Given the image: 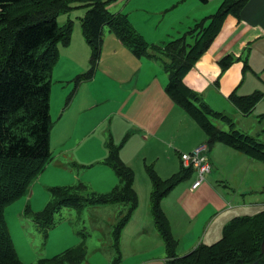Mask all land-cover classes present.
<instances>
[{"label":"trees","instance_id":"16d2710c","mask_svg":"<svg viewBox=\"0 0 264 264\" xmlns=\"http://www.w3.org/2000/svg\"><path fill=\"white\" fill-rule=\"evenodd\" d=\"M117 1L0 0V264H24L11 237L5 211L26 195L32 182L54 158L50 145L52 72L59 60L60 46H69L73 34V20L60 25L57 18L76 8H87L78 19L92 50V67L88 73L77 77V83L90 80L95 73L103 35L108 28L136 57L160 60L169 77L166 93L206 133L209 150L222 144L264 163V142L257 135L237 130L229 116L204 103L201 96L184 82L186 75L211 47L226 18L230 15L240 18L250 0H223L214 13L196 21L181 37L164 46L148 43L126 13L112 12L108 5ZM201 1L208 3L209 0ZM207 20L210 22L206 25ZM237 59L234 55L224 57L220 60L222 70L230 68ZM244 67H249L247 62ZM263 97L262 91L245 96L234 91L229 95V101L246 116ZM214 120L227 122L231 130L220 129ZM261 122H264V115ZM108 146L115 147L113 139ZM103 163L111 167L119 179V184L110 191L87 193L82 183L53 186L49 188V199L44 208L34 211L27 205L24 212L34 217L45 230L55 223L56 214L64 207L82 206L83 202L125 205L111 231V246L116 255L107 263L122 264V233L139 205L134 188L135 172L121 159L118 147L111 149ZM147 170L152 185L150 211L166 254L163 264H251L256 261L264 264V208L252 215L233 217L217 242L202 243L180 256L177 253L178 240L162 201L194 169L184 168L180 162L178 171L167 178H162L153 164ZM87 255L83 242L33 264H82Z\"/></svg>","mask_w":264,"mask_h":264},{"label":"rangeland","instance_id":"374dc122","mask_svg":"<svg viewBox=\"0 0 264 264\" xmlns=\"http://www.w3.org/2000/svg\"><path fill=\"white\" fill-rule=\"evenodd\" d=\"M129 1L130 0H118L108 6L112 12L122 11ZM175 2H162L158 5V9L167 5L168 7H171ZM182 4L183 3L181 2L176 9L165 15L163 14L164 12L160 14L163 19V27L168 28L173 23L178 24L183 18L193 17L196 18L197 21H201L207 17L205 16L202 18L203 11L212 6L211 0L208 1V3H203L201 0H191L189 3L186 2V4L181 6ZM196 6H201V9H197ZM86 12V7H79L69 13L60 15L57 18L60 25L66 23L67 20H73V34L70 46H60L59 60L54 66L52 72V88L50 92L52 128L50 145L52 147L54 160L50 161L44 171L52 176L65 179L67 185H77L79 183L85 184L87 189L84 191L90 193L94 192L95 189L101 190L102 187L98 185V180H100V178L111 177L113 180L115 179V183L108 185L107 187L115 186L117 183L119 184L118 177L111 167L106 164L104 165H106L108 169L105 173H103L105 171L104 166L96 164V172L94 175L98 176V180H94L92 178L93 170L88 167L85 168V166L81 164L82 159L84 158L81 156V153H84L85 155L91 154V148L87 146L86 140H90L96 136L97 132L100 130V120H102V124H115L120 121L119 117L123 118L122 116L127 115L131 104L130 102H133V93L135 91L134 83L137 75L132 76L131 74L132 65L136 60L135 55L125 44H122L124 47H118L117 44L110 43L108 40L114 38V35L111 34L112 32L108 28H106L104 40L101 44L100 59L97 65H95V73L90 80L77 83V77L88 73L92 67V50L83 35L81 24L78 19V17L83 16ZM209 22L210 20H207L206 25ZM192 23L193 22H191L190 25ZM156 64L160 73L163 75L160 80L162 82L168 80V73L160 65V62H156ZM256 65L258 68L262 67L261 63L257 61ZM98 66L100 67L98 68ZM147 74L151 82L159 83L158 75H155L151 71H147ZM144 78L145 76L140 74L138 80L141 81ZM115 79L118 80L117 84L113 83ZM243 85L244 87H250L249 82H246ZM258 85L261 86L262 90H259V87L257 91L264 92V83L259 80ZM100 86H102L103 89L101 90V93H98ZM119 89L121 92H119ZM124 100H126V103H124ZM92 105H94V107L90 108ZM181 111L183 112L182 109ZM259 113V110L256 109L247 116H244L241 113L244 117L238 115L235 110H229L225 114L230 116L234 121L237 130L245 133L247 132L250 135H258L264 142V122L258 123ZM103 115H106L105 118H103ZM185 115L186 125H191L195 129L193 133L184 138L185 144L190 150H192L193 147L190 143L201 140V138L205 139L206 133L186 113ZM123 123H126V120H123ZM214 123L224 131H229L231 129L230 125L225 121L214 120ZM188 131H190V129H188ZM135 133L138 132H136L132 125L128 124V126H125L118 136V138L122 139L118 143L114 142L115 147L108 146V143H110L112 139L108 137L106 140V155H103L102 157L97 156L96 159H99L100 162H105L111 149L116 147H118L119 155L121 157L124 150H129L130 146H132ZM191 136L193 137L190 140ZM133 146L135 152L146 151V153L142 154L140 157L137 165H135L136 167L134 171L136 188L139 185H143L145 187V198L148 197V201L145 200L144 205L139 211L143 213L139 222L140 230H145L146 233L136 236L128 232L129 230L133 232L137 229L136 224L132 226L138 219L136 214L133 215L121 237V248L123 253L122 264H163L165 254H162L163 248L159 241L161 237L156 230L152 222L151 214L149 213V191L146 190V185L151 182L147 170L151 165L145 166V159L143 158L147 157L148 163L153 160L150 158L152 143L146 145L139 140H135ZM153 149V151H155L153 152L154 159L158 160L160 158V168L157 164V169L159 170L158 174H161L163 178H166L165 176H168L169 174L172 175V172L177 170L175 169L176 166H179L177 156L174 157L175 154L168 146L160 147L154 145ZM222 149L223 151H234L245 157L246 162H244V160H239L238 164L241 171L247 173V182L250 185L256 183L257 186H259V184L264 182L263 162L251 159L247 155L239 151L237 152V150L235 151V149L226 145L222 146ZM214 151L216 152V150ZM168 156H171L173 159L167 158ZM259 163H262L263 165H260ZM161 167H165L168 170H164ZM194 175L195 172L190 171V175L181 184L183 189L181 190V197L179 200L175 198L174 193H172L168 197V200H166L169 215H177L181 210L175 203H171L169 206L171 200L175 199V201H178L183 206L187 199L186 196L192 193L189 187L194 181ZM208 180L209 178L207 177L204 182L205 185L216 191L224 192L222 183L212 185ZM259 189H257V191ZM45 191L47 193V189L41 186L37 177L32 182L26 195L8 206L5 211L7 225L22 262L24 264H33L40 259L52 257L69 247H75L85 242L88 255L87 259L82 264L110 263L116 255L115 250L111 246L113 244L111 242L112 226L117 221L118 214L125 205H91L83 202L82 206L64 207L56 214L55 223H53L51 227H48V229L44 230V227L35 222L34 217L25 215L24 210L27 205L31 206L34 211L44 208L42 207L44 202L48 203V200L46 201V199H44L46 198ZM231 193H233V190H231ZM252 195H249L246 200L250 201ZM246 196L247 194L240 195L238 196V199H243ZM259 198L264 200V195H259ZM245 208L246 207L243 205L235 206L233 212H241ZM261 210L262 209H260V211ZM260 211H255V213ZM255 213L250 211L248 213H241V216L252 215ZM229 214L230 210L226 213L216 212L211 216L209 213L203 215L202 212L199 218L193 220V229L195 230L196 237L200 235L198 242L206 240V242L215 243L221 239L225 225H227L234 217L233 215V217L223 226V222ZM179 222L181 226L178 227V232L181 234L185 223L181 221ZM185 222L188 224L189 219L185 218ZM216 228L218 229L217 234L212 237L211 233ZM181 249L182 248L178 251L180 254H187V251L181 253Z\"/></svg>","mask_w":264,"mask_h":264},{"label":"crops","instance_id":"0c3cea01","mask_svg":"<svg viewBox=\"0 0 264 264\" xmlns=\"http://www.w3.org/2000/svg\"><path fill=\"white\" fill-rule=\"evenodd\" d=\"M168 1H176L173 5L182 1L183 4L181 6H183L184 4H186V2L189 3L191 0H130L125 8H123L122 12L128 15L132 25L138 32H140L144 36L148 43L164 46L166 43L181 37L183 32L187 30L188 27L192 26L195 21H197L196 18L193 17V20L192 18H183V20H181L178 24L173 23L168 28L163 27V19L160 14L164 12L163 14L165 15L179 6L178 4L175 8L170 9L173 5L171 7H168L167 5L161 9H158V5L160 3H167ZM222 1L223 0H211L212 6H210L207 10H201L203 11L202 18L214 12L220 6ZM196 8L200 10L201 6H196ZM191 22L193 23L190 25ZM105 33L106 30L104 34ZM108 41L112 44H117L118 47H124L116 35H114V38H111ZM228 55H234L238 59L235 60L230 68L223 71L220 66V60ZM263 60L264 0H250L246 7L242 10L240 18L232 15L226 18L220 33L212 43L211 47L198 60L195 67L186 75L184 82L188 87H190L193 91L201 96L204 103H206L214 110L222 112L224 114L229 110H235L238 115L244 117L245 115L243 116L240 111L229 101V95L234 91H237V93L240 95H249L257 91L259 87V90H262L261 86L258 85V82L259 80H261L264 83ZM256 61L261 63V68H258V66L256 65ZM156 62L160 61L153 60L149 57H136V60L133 63L131 69L132 76L137 75L134 83L135 91L133 93V102H130L131 104L129 106L127 115L122 116L123 118L119 117L120 121L115 124H102V120H100V130L97 132L96 136L90 140H86L87 146L91 148V154L85 155L84 153H81V156L84 157L81 164L85 166V168L88 167L89 169L93 170L92 178L94 180H98V176L94 175L96 172V164L104 166L105 171L103 173H105L108 169V167L104 165L103 162H100L99 159H96L97 156L102 157L103 155H106V140L108 139V137H110L113 139V142L118 143L122 139L118 138L119 133L125 126H128V124L132 125L136 132H138L134 134L133 144L135 140H139L146 145L152 143L150 158L153 160L148 163V158L143 157L145 159L144 165H155L158 173L159 170L157 169V164L160 168V158L158 160L154 159V145H158L160 147L168 146L169 149H171L175 154L174 157L177 156L179 166H176L175 169L177 170L172 172L175 173L180 167L179 156L181 153H188L192 151L196 145L204 144L201 142L206 143L207 137L205 139L201 138V140L190 143V145L193 147L192 150H190V148L185 144L184 138L187 135L193 133L195 129L191 125H186V112L183 109L182 112L180 107L178 105H175V103L169 98L168 94L166 93L165 88L168 80L164 82L160 80L163 75L160 73ZM245 62L248 63V68L244 67ZM99 67L100 66H98V68ZM147 71H151L155 75H158L159 83L151 82ZM140 74H143L145 76V78L141 81L138 80ZM246 82L250 83V87H244L243 84H245ZM113 83L117 84L118 80L115 79ZM102 89V86H100L98 93H101ZM119 92H121L120 89ZM124 103H126V100H124ZM92 107H94V105L90 106V108ZM256 109L260 112L258 115L259 123L261 122V117L264 115V97L258 101L253 109V112ZM105 116L106 115H103V118H105ZM123 120H126V123H123ZM188 129H190V131H188ZM192 137L193 136L190 137V140ZM133 144L132 146H130L129 150H124L121 158L135 171V165H137L140 157L142 156V154L146 153V151L135 152ZM139 144L142 145L141 143ZM222 146L224 145L216 144L210 151L211 153L209 152L212 170L210 174L207 175V177L209 178L208 181H210L212 185L222 183L224 192L216 191L215 189L205 185L204 183L198 189L192 190L191 184L189 188L192 193L186 196L187 199L185 200L183 206L178 201H175V199L171 200L169 203V206L171 203H175L176 206L181 209L177 213V215L168 214V206H166V200H168V197L172 193H174L175 198L179 200V198L181 197V190L183 189L181 184L178 185L174 190H172L170 194L167 195L162 201V207L170 220L173 234L178 240L177 253L179 255H185L178 252L180 248H182L181 253H183L184 251H187V253H189L196 247H198L202 242H205V244L211 243L206 242V240L198 242V239H200V235L196 237L195 230L193 229V220L199 218L202 212L203 215L205 213H209L211 216L216 212L226 213L230 210L229 216H227L223 222L224 226L233 217V215L235 217L237 215H241V213H248L250 211L255 213V211H260V209H263L264 207V200L259 198V195H264V182L262 184H259V186H257L256 183H254V185H250L247 182V173H243L238 164L239 160H244V162H246L245 157L239 155L234 151H223ZM214 150H216V152ZM167 158L173 159L171 156H168ZM259 164L263 165L262 163ZM161 168L164 170H168L165 167ZM169 175L171 176V174ZM160 176L162 177L161 174ZM168 176L165 177L167 178ZM38 180L40 181L41 186L47 189V193L45 191L46 198H44L46 199V201L49 199L50 187L67 185V181L65 179L52 176L49 173H45V171L38 176ZM113 183H115V179L113 180V178L111 177H105L102 179L100 178V180H98V185L102 188L101 190L95 189L94 192H108L116 185H118L117 183L115 186L107 187L108 185H111ZM134 188L138 194L139 205L134 213V215L136 214L138 219L135 223H133L132 226L136 224L137 229L133 232L130 230L128 232L132 235L140 236L142 233L146 232L145 230H140L139 222L143 213L139 211L140 208L144 205L145 200L148 201V197L145 198V187L143 185H139L136 188L134 182ZM151 189L152 185L150 182L148 185H146V190L149 191V197ZM257 189L259 190L257 191ZM231 190H233V193H231ZM246 194L247 196L243 199H238V196ZM249 195H252V197L250 201H247L246 199ZM46 203L47 202H44L42 207H44ZM242 205L246 208L241 212H233V208L235 206ZM149 213L151 214V211ZM185 218L189 219L188 224L185 222ZM179 221L185 223L183 232L181 234L178 232V227L181 226ZM217 231V228L214 229V231L211 233L212 237L217 234ZM159 241L163 248L162 254H165L162 238H160ZM165 260L166 254L163 262H165Z\"/></svg>","mask_w":264,"mask_h":264},{"label":"built area","instance_id":"2783aa9c","mask_svg":"<svg viewBox=\"0 0 264 264\" xmlns=\"http://www.w3.org/2000/svg\"><path fill=\"white\" fill-rule=\"evenodd\" d=\"M181 159L184 166H191L196 170L197 179L194 181L192 188L197 189L203 184L205 176L211 169L207 147L205 145L199 146L190 153L182 154Z\"/></svg>","mask_w":264,"mask_h":264},{"label":"water","instance_id":"95a60500","mask_svg":"<svg viewBox=\"0 0 264 264\" xmlns=\"http://www.w3.org/2000/svg\"><path fill=\"white\" fill-rule=\"evenodd\" d=\"M262 252H264V238H263V241H262ZM258 262H254V263H251V264H257Z\"/></svg>","mask_w":264,"mask_h":264},{"label":"bare ground","instance_id":"6f19581e","mask_svg":"<svg viewBox=\"0 0 264 264\" xmlns=\"http://www.w3.org/2000/svg\"><path fill=\"white\" fill-rule=\"evenodd\" d=\"M231 130V129H230Z\"/></svg>","mask_w":264,"mask_h":264}]
</instances>
